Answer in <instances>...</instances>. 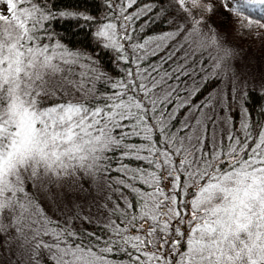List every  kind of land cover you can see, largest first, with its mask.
<instances>
[{
  "label": "snow or ice",
  "instance_id": "obj_1",
  "mask_svg": "<svg viewBox=\"0 0 264 264\" xmlns=\"http://www.w3.org/2000/svg\"><path fill=\"white\" fill-rule=\"evenodd\" d=\"M136 2L0 0V264H264V120L232 116L235 84L192 103L229 78L205 14L264 30V0H172L175 29L143 39ZM93 3L120 74L54 30Z\"/></svg>",
  "mask_w": 264,
  "mask_h": 264
},
{
  "label": "trees",
  "instance_id": "obj_2",
  "mask_svg": "<svg viewBox=\"0 0 264 264\" xmlns=\"http://www.w3.org/2000/svg\"><path fill=\"white\" fill-rule=\"evenodd\" d=\"M53 2L58 9H63L65 7L69 9L79 7V9L83 11L85 7L83 0H53ZM144 5H151L153 11L148 13L147 16H143L141 19L136 21V31L133 33L134 39H143L148 36H156L173 31L179 23V14L175 11V5L171 4L170 0H137L136 4L133 5V8L129 9V12L139 9ZM162 9L165 11H162ZM88 12L96 19L89 22L81 20L79 22L72 21L70 23H65L61 21L58 24H54V30L57 32L58 37H63L64 41L67 42L70 47L96 59L99 66L103 70L112 75L120 74L119 69L122 65L116 61V54L112 52H105L98 47L92 35L95 33L97 26L100 23L107 22L104 19V16L109 12V9L104 7L102 4L93 3L88 8ZM149 17H151V21L145 25V21H149ZM77 24H79V26H77ZM142 25H144L143 30H141ZM173 43L175 42L173 41ZM169 47H171V45H169ZM163 54V52L160 53V55ZM151 59L157 60L159 57H152ZM198 59V57L195 58V60ZM195 60L191 62L193 65H195ZM185 79L189 82V78L186 77ZM194 79L198 82L200 81L199 76L194 77ZM216 82L217 81H210L209 83L203 84L200 92L192 100V103H195L202 96H204L203 94H207L212 87L215 86ZM263 91L260 92L254 89H248L246 91L248 93L247 98L243 97L245 107H247L248 111L257 120H264V113L261 112V109H264ZM84 226L90 227L87 224Z\"/></svg>",
  "mask_w": 264,
  "mask_h": 264
},
{
  "label": "rangeland",
  "instance_id": "obj_3",
  "mask_svg": "<svg viewBox=\"0 0 264 264\" xmlns=\"http://www.w3.org/2000/svg\"><path fill=\"white\" fill-rule=\"evenodd\" d=\"M212 2L216 3L217 0H212ZM170 3L174 4L172 0ZM205 19L210 26L218 30L222 45L232 50V56L227 61L230 67L229 78L224 79L222 83L217 81L215 86L195 103L204 100L214 90L231 93L233 84H235V99L231 101L233 105L231 114L239 121L238 113L245 107L243 93L248 89L260 92L264 90V30L255 28L251 32L243 31L235 18L219 8L218 4L212 13L205 14ZM188 84H191V79ZM85 211L87 212L86 208Z\"/></svg>",
  "mask_w": 264,
  "mask_h": 264
}]
</instances>
